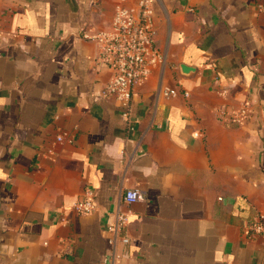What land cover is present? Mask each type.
<instances>
[{"label": "crops", "instance_id": "obj_1", "mask_svg": "<svg viewBox=\"0 0 264 264\" xmlns=\"http://www.w3.org/2000/svg\"><path fill=\"white\" fill-rule=\"evenodd\" d=\"M149 1L165 65L125 119L83 38L116 0H0V264H264L246 234L264 215V0ZM117 210L126 245L109 242Z\"/></svg>", "mask_w": 264, "mask_h": 264}, {"label": "built area", "instance_id": "obj_2", "mask_svg": "<svg viewBox=\"0 0 264 264\" xmlns=\"http://www.w3.org/2000/svg\"><path fill=\"white\" fill-rule=\"evenodd\" d=\"M130 0H116L115 12L108 29L94 34H84L83 38L95 41L99 47L96 61L106 67L111 76L99 93L100 99H114L123 109V117L128 116L127 108L134 88L143 83L155 70L165 65V56L156 45L153 8L149 0L130 3ZM176 90L164 89V96H175ZM187 96V93H183ZM249 103H244L227 119L239 123L249 112ZM225 111H217L218 116L226 118ZM64 135L56 137L60 143ZM141 199L136 188L127 189L123 195V203L127 206ZM78 215H88L95 211L96 203L91 190L86 189L82 197L72 205ZM130 210H117L113 223L107 226L110 233L109 242H129L125 234ZM249 237L264 238V215L258 214L246 225Z\"/></svg>", "mask_w": 264, "mask_h": 264}, {"label": "water", "instance_id": "obj_3", "mask_svg": "<svg viewBox=\"0 0 264 264\" xmlns=\"http://www.w3.org/2000/svg\"><path fill=\"white\" fill-rule=\"evenodd\" d=\"M181 70L183 73H189L190 71H192L193 69L191 67H188L186 65H181Z\"/></svg>", "mask_w": 264, "mask_h": 264}]
</instances>
